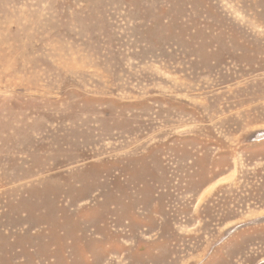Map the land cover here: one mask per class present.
<instances>
[{
  "label": "rangeland",
  "instance_id": "374dc122",
  "mask_svg": "<svg viewBox=\"0 0 264 264\" xmlns=\"http://www.w3.org/2000/svg\"><path fill=\"white\" fill-rule=\"evenodd\" d=\"M0 264H264V0H0Z\"/></svg>",
  "mask_w": 264,
  "mask_h": 264
}]
</instances>
